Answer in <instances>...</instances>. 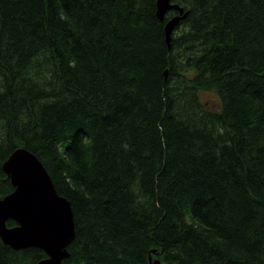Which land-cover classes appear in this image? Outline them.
Segmentation results:
<instances>
[{"label": "trees", "instance_id": "trees-1", "mask_svg": "<svg viewBox=\"0 0 264 264\" xmlns=\"http://www.w3.org/2000/svg\"><path fill=\"white\" fill-rule=\"evenodd\" d=\"M156 1L0 0L1 194L35 155L72 209L64 264H264V0H175L190 79ZM44 258L0 239V264Z\"/></svg>", "mask_w": 264, "mask_h": 264}, {"label": "water", "instance_id": "water-1", "mask_svg": "<svg viewBox=\"0 0 264 264\" xmlns=\"http://www.w3.org/2000/svg\"><path fill=\"white\" fill-rule=\"evenodd\" d=\"M170 11H177L182 16L172 17L165 28L167 45L171 42L170 33L188 15V12L183 13V10L178 5L172 4V0L156 1V17L160 21ZM170 27L172 28L170 29ZM21 150L12 153L9 160L2 164V171L9 175L11 180L10 184L13 189L16 188L17 184H21L20 182L23 183L19 191H14L10 195L7 194L9 196L5 195V198L0 200V203L4 201L1 214L5 215L4 217L0 216V238L5 245L11 247L13 250L27 248L41 250L47 258L39 261L37 264H44L46 262L47 264H64L63 261L70 257L67 247L74 239V224L69 203L56 193L49 174L37 158L25 149L23 150L25 154H22L20 153ZM18 153L21 158L18 156ZM32 172L35 175L28 184L43 200L41 203H38L37 201L40 198H36L30 205H26L25 201L19 203L12 213L14 216L21 218L22 222L20 223L19 220L6 216L10 212L6 209L5 202L17 195L14 199V203H16L18 198L27 194L24 175H29ZM39 176L42 177V181L39 180ZM10 205L11 203L8 206ZM8 221H13L16 225L7 227L6 223ZM17 224H21V226L17 228ZM11 236L13 238L12 241ZM7 237L10 243L5 241ZM153 264L159 263L154 262Z\"/></svg>", "mask_w": 264, "mask_h": 264}, {"label": "rangeland", "instance_id": "rangeland-1", "mask_svg": "<svg viewBox=\"0 0 264 264\" xmlns=\"http://www.w3.org/2000/svg\"><path fill=\"white\" fill-rule=\"evenodd\" d=\"M171 28L172 27H170V29ZM170 29H169V32H170ZM177 29L178 30H177V32H175L174 35H173L174 32L170 33L171 36H172L171 37V40H172L171 43L174 41V39H177V45H176V47L174 49V53H175V55L177 57V60L175 62L176 66H177V71H178L179 76L181 78L186 79V77H187V78L190 79L192 77V74L194 73V70L190 69V70L186 71L187 64L184 62V59L186 58L187 54H189V52H187L188 49H195V46H191L190 44H188L187 43L188 38H186L185 35H181V33L184 32L185 29H186V24L178 25ZM165 74L166 75L170 74V68H167L164 71V75ZM197 100H198V103L206 104L208 106L207 108L212 110V111H218L220 109V100L218 99L217 95L215 94V90H213L211 88L210 89H205L203 91H200L198 93ZM21 149H18V150H21L20 153L25 154V152L23 151L24 148H21ZM6 180L7 179L5 178L4 181H6ZM6 191H7L6 190V186L1 185L0 186V197L5 196V195H3L1 193H4ZM16 232H18V231H16ZM16 251H19V250H16ZM152 260L153 261H159L160 259H158L157 256H153ZM44 264H47V262L44 263ZM159 264H161L160 261H159Z\"/></svg>", "mask_w": 264, "mask_h": 264}, {"label": "bare ground", "instance_id": "bare-ground-1", "mask_svg": "<svg viewBox=\"0 0 264 264\" xmlns=\"http://www.w3.org/2000/svg\"><path fill=\"white\" fill-rule=\"evenodd\" d=\"M167 21V20H166ZM163 28H164V26H163ZM177 28V27H176ZM175 28V29H176ZM222 104V103H221ZM18 156H19V153H18ZM20 157V156H19ZM21 158V157H20ZM16 162V161H15ZM17 163V162H16ZM26 163V162H25ZM19 168V167H18ZM17 168V169H18ZM20 171V170H19ZM14 172V171H13ZM17 173V172H16ZM34 175H35V173L34 172H32L31 174H29V175H24V179H25V181H26V183H25V185H26V187H27V194L26 195H22V197L21 198H18L17 199V202L16 203H14V199L16 198V196L17 195H13L14 197L13 198H11V199H8L6 202H5V205H6V209L10 212L9 214H7L6 216H8V217H12V218H14V219H16V220H19L20 221V223L22 222L21 221V218L19 217V216H14L13 215V210H14V208L15 207H17L18 205H19V203H21L22 201H25V203H26V205H30L31 203H32V201L34 200V199H36V198H40L39 197V195L38 194H36V192L31 188V186L28 184V182L30 181V180H32L33 179V177H34ZM38 176V175H37ZM39 180L40 181H42L43 179H42V177H40L39 176ZM34 182V181H33ZM21 184H17L16 185V188H15V191H19L20 190V188L22 187V183L23 182H20ZM40 185V184H39ZM45 185V184H44ZM36 188V187H35ZM42 200L43 199H39V201H37L38 203H41L42 202ZM11 203V205L10 206H8L9 204ZM2 206H4V201L3 202H1L0 203V216L1 217H4L5 215H2L1 214V212H2ZM72 210V209H71ZM21 226V224H17V228L18 227H20ZM0 231H1V229H0ZM1 239V238H0ZM12 236H11V241H12ZM15 239V238H14ZM18 239V238H17ZM2 241V240H1ZM5 241L7 242V243H10V241H9V239H8V237H7V239H5Z\"/></svg>", "mask_w": 264, "mask_h": 264}]
</instances>
